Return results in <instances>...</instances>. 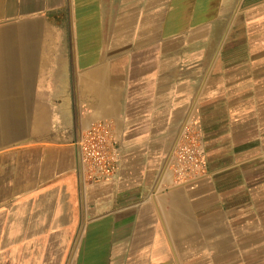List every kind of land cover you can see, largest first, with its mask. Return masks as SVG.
Returning <instances> with one entry per match:
<instances>
[{
	"label": "crops",
	"instance_id": "1",
	"mask_svg": "<svg viewBox=\"0 0 264 264\" xmlns=\"http://www.w3.org/2000/svg\"><path fill=\"white\" fill-rule=\"evenodd\" d=\"M98 121L118 167L88 184ZM0 264H264V0H0Z\"/></svg>",
	"mask_w": 264,
	"mask_h": 264
},
{
	"label": "built area",
	"instance_id": "2",
	"mask_svg": "<svg viewBox=\"0 0 264 264\" xmlns=\"http://www.w3.org/2000/svg\"><path fill=\"white\" fill-rule=\"evenodd\" d=\"M79 149L86 183L97 184L110 180L118 167V145L112 127L107 122L91 123L82 133ZM172 180L177 184L196 181L206 174L205 157L195 120L182 128L169 161Z\"/></svg>",
	"mask_w": 264,
	"mask_h": 264
}]
</instances>
